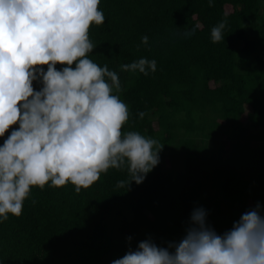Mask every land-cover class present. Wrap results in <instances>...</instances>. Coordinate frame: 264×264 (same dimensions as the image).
Segmentation results:
<instances>
[{"label":"trees","instance_id":"trees-1","mask_svg":"<svg viewBox=\"0 0 264 264\" xmlns=\"http://www.w3.org/2000/svg\"><path fill=\"white\" fill-rule=\"evenodd\" d=\"M211 3L100 0L105 22L90 26L88 58L118 74L114 94L129 110L122 132L158 140L160 162L128 189L117 187L126 168L79 193L71 183L33 187L22 214L0 221V264H111L127 237L133 250L149 236L179 241L195 207L218 234L257 203L264 214V0ZM221 21L224 39L213 43ZM141 58L156 71H121Z\"/></svg>","mask_w":264,"mask_h":264},{"label":"clouds","instance_id":"clouds-1","mask_svg":"<svg viewBox=\"0 0 264 264\" xmlns=\"http://www.w3.org/2000/svg\"><path fill=\"white\" fill-rule=\"evenodd\" d=\"M99 4L0 0V137L11 130L0 146V221L22 214L33 187L71 183L79 193L109 169L126 168L130 178L117 187L128 189L132 182L143 183L160 162L164 145L158 140L122 132L129 110L114 94L122 91L118 74L88 58L94 49L90 26L105 22ZM226 23L211 29L213 43L224 39ZM142 43H148L147 36ZM57 64L64 67L57 70ZM121 71L147 76L156 71V61L141 58L121 65ZM138 115L142 119L145 113ZM207 215L195 207L184 236L166 246L149 236L133 250L127 237L128 251L111 264H264L259 203L222 234Z\"/></svg>","mask_w":264,"mask_h":264}]
</instances>
